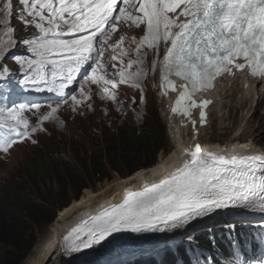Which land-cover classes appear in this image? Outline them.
<instances>
[{"label":"snow or ice","instance_id":"obj_1","mask_svg":"<svg viewBox=\"0 0 264 264\" xmlns=\"http://www.w3.org/2000/svg\"><path fill=\"white\" fill-rule=\"evenodd\" d=\"M178 8L176 16L169 15ZM0 17L6 37H0V85L14 75L3 61L14 49L22 48L24 54L10 58L17 64L23 87L63 96L79 84L82 99L70 95L73 110L90 98L85 92L88 84H99L113 101L116 93L107 85L115 89L118 83L132 82L141 87L139 81L146 72L118 68L113 63L117 57L109 53V49L116 52L125 39L121 35L110 43L120 24L143 26L139 41L133 38L138 54L143 45L158 50L165 44L161 86H174L171 75L186 82L173 113L180 110L188 115L186 102L193 94L213 87L216 77L233 69L247 68L252 77L264 80V0H15V5L13 0H0ZM13 18L19 22L18 29L10 26ZM33 27L38 34L17 37L18 30ZM133 63L143 61L138 55L127 67ZM211 103H201V125L206 123L204 109ZM38 108L39 102L0 106V115L11 120L0 125L10 131L8 136L0 133V147L7 151L17 139L29 135L22 113ZM58 108L59 104L51 108L50 115ZM184 156L183 164L158 182L129 190L120 202L82 218L62 238V254L95 251L123 234L172 232L220 209L243 208L264 215V154H218L202 150L197 143L185 149Z\"/></svg>","mask_w":264,"mask_h":264},{"label":"rangeland","instance_id":"obj_2","mask_svg":"<svg viewBox=\"0 0 264 264\" xmlns=\"http://www.w3.org/2000/svg\"><path fill=\"white\" fill-rule=\"evenodd\" d=\"M13 2L15 5V0H13ZM2 19L3 18L0 17V20ZM18 24L19 22L15 18H13L11 20L10 26L18 29ZM33 32L34 28L32 30V33ZM142 33L143 28H136L135 26L130 27L128 25H119L118 31L114 33V41L119 40V37L121 35L125 37V44L123 45L124 42H122V44L117 49V51H123V55L119 54L120 56H123L122 58L120 57V59L122 61L127 60L128 65L129 61H136L139 55V58L143 61V63L139 65L138 63H133L134 65L132 64L130 68H139V70L143 69L146 72V75L140 78L139 83L141 87H122V98L123 103L126 104V110H123V112L121 113V111H118L117 108H115L111 104V102L104 99L101 96L96 84L86 85V93L90 98L84 99L83 104L78 106L77 110H73L72 101L69 97L67 99V103L59 104V108L57 109V111L54 114L50 115L51 108L56 107L57 104H52L51 107L47 105V107L44 108L46 102L36 97L31 98L34 103H40V108L37 109L40 111L38 112V116H41L42 120H46L45 117L52 120L46 122L44 126H41L40 124L37 125V133L35 134L34 139L30 141L23 140L19 143L15 142L11 145L10 148H8L7 151H5L3 147H0V180L3 181L8 178H17L21 184L27 185L29 192L34 196H37L39 198H46L50 203H54L58 212V217V215L65 207L77 200L75 193L71 190L69 194V201H67V203H64L63 205L61 201L62 199L57 197L56 195L58 190L56 181H39L37 182V184L33 183V185H30L31 181L28 177L29 172H32L36 176L35 181L39 179V174L33 166L34 162L36 161L37 163H39L44 156L53 157L55 155L62 159L66 153L70 154L71 149L80 150L81 155L90 153L93 146L97 144V139L105 131H113V127H120L122 124H124V117L126 118L127 116H132L133 118H131L135 120L136 126L139 128H142L147 122L155 123L156 127L160 129V138L162 139V142L164 144V147L158 154L156 162H158L163 157H170V155L173 153L174 145L169 132V125L166 120V116H164L165 113L162 112L163 107L160 101V92L158 87L160 80L159 62L162 56V50H156L148 48L146 46H142L140 53L138 54L136 51V43L133 42V38H136V41H139ZM29 34V29L24 32H20L18 30L16 33L17 37ZM0 37L6 39V37H4L3 26H0ZM126 40H128V42ZM121 51H119V53H121ZM13 54H24V50L22 48H16L13 53L10 54V57ZM10 57L5 59L3 63L7 67H9L14 75L9 76L7 81H5L3 85L14 90L16 94L20 93L21 95L19 94V97L21 99H25L26 96H24L23 94L27 92L26 87L23 88V85L20 83L22 76L17 68L16 62ZM153 61L156 62L155 68H153ZM240 82L243 83L244 81L240 80ZM239 87L241 88L238 83L237 85L231 87V102L230 99H228L227 102H224L226 105H228L227 108H224L219 114L216 107L213 109L211 123L206 128V134L202 139L206 142L208 139H211V137H213L215 141H211V144L209 145L206 144L205 147L202 148V150L204 148L205 151H207L208 149L218 148V145H224L223 143L225 141H233L235 139H238L239 137L241 141H246L249 138H254L259 148L262 146L264 147V95L259 99V95L257 96L258 98L256 97V95H253V90L250 93L241 92L240 96H243L245 98L241 99L237 103L238 97L240 98V96H238L240 90ZM261 87L263 93L264 85L262 84ZM245 89H247V86H245ZM142 93L144 96L143 102L141 101ZM77 98L81 99L82 97L80 96V94H77ZM6 100L7 101L5 103V106L11 107L12 105H14L12 103L11 92L7 93ZM88 105H91V107H89ZM26 115L31 116L32 112L28 111ZM57 115H60V117L54 118V116ZM221 116H223V118ZM1 117L2 115H0V119ZM262 151L264 152V149ZM64 152L66 153L64 154ZM154 164L152 165L154 166ZM152 165L146 168H142V170H140L139 172L134 173L131 176L127 175L126 177L119 175L115 171H111L110 178H106L104 181L95 182L89 187V190L91 191L89 194L85 193V190L83 189L84 191H82L83 194L80 199L86 195L93 194L94 192L99 190V186L101 184L110 182L114 179L129 178L132 176H136V174H140L144 171V173L147 175L148 171L153 167ZM139 178L141 180L142 176L140 175ZM64 199H66V197H64ZM218 220H215L213 224H217V222H219ZM51 225L52 224L40 231L37 230L38 241L36 245L40 241L45 239V237L49 233ZM209 227V225L207 227H201L199 228V230L208 229ZM130 236L135 245V254L129 255L128 257H140V255L142 254H147L148 256L149 254H155L158 250L164 247L160 246V244L164 243L165 241H158L156 243V238L151 243L150 241L141 239L139 234L131 233ZM191 236L192 234L188 235L187 237ZM183 240H187V238H184ZM118 244H120V242ZM112 248V250L116 249V247ZM122 250L123 246L116 250L115 255H109L108 260L93 258L91 256L92 254H94L92 253L93 250H89L90 252L88 251V253H86L87 255L81 254L80 257H83V255H89V264H117L120 261H125L122 260ZM126 253L129 254V252ZM79 254L80 253L76 254L77 256L70 260L79 258ZM145 257H140V259H144ZM92 258L94 259L93 261ZM88 263L82 262L81 264Z\"/></svg>","mask_w":264,"mask_h":264},{"label":"trees","instance_id":"obj_3","mask_svg":"<svg viewBox=\"0 0 264 264\" xmlns=\"http://www.w3.org/2000/svg\"><path fill=\"white\" fill-rule=\"evenodd\" d=\"M131 117L127 116L124 124L113 127V131H105L90 153L81 155L80 150L71 149L62 159L54 155L35 161L39 179L35 181L36 176L29 172L30 185L56 181V195L64 205L71 190L78 200L82 191L91 192L93 183L110 178L111 171L126 177L154 164L164 147L160 129L153 122L139 128ZM56 217L55 204L34 196L17 178L0 180V264H21L38 241L37 230L52 224ZM197 239L207 243L203 236Z\"/></svg>","mask_w":264,"mask_h":264},{"label":"bare ground","instance_id":"obj_4","mask_svg":"<svg viewBox=\"0 0 264 264\" xmlns=\"http://www.w3.org/2000/svg\"><path fill=\"white\" fill-rule=\"evenodd\" d=\"M178 13L179 11H176V13H169V15L176 16ZM179 19L183 20L184 17L181 16L179 17ZM126 41L128 42V40ZM124 44L125 42L123 43V45ZM159 63L161 67L162 61ZM246 70L247 68L244 69L243 71H246ZM230 76H232L233 78L230 77V79H227V80L221 79L216 89L214 88L208 89L210 91L208 94L207 93L204 94L203 92L202 97L197 95L194 98H192V104L200 102L202 100L212 101V103L209 104L204 109L206 110V113H207L206 123L204 125H201L200 123V114L195 113L194 116L189 117L183 114L181 111H177L176 113H173L171 109L173 107H176L175 98L169 96L168 93L164 89H162V87L159 86L160 101L163 107L162 112L165 113L164 116H166V120L169 125L168 126L169 132L172 137L173 145H174L173 153L170 155V157L161 158L148 171L147 175L144 173L145 172L144 171V172H141L140 174H136V176H132L129 178H123V179L117 178L110 182L101 184L99 186L98 191L94 192L91 195H86L82 197L81 199L76 200L70 205H68L67 207H65L62 210V212L58 215L56 220L52 223L49 233L47 234L45 239L40 241L33 248V251L25 258V260L21 264H81L82 262L88 263L89 255L88 256L83 255V257H80V256L81 254L88 253L89 250H85L83 253H80L78 255L79 258L70 260L74 258L75 256H77L76 254L78 253L72 254L71 256H65L62 254V251L60 248V245L62 243V238L65 235H67L68 231H70V229L74 227L76 223H78L82 218H86L88 215L95 214L103 206H107L110 203L120 202L127 191L139 190L145 185H150L151 183L158 182L159 179L163 178L166 174H168L169 172L173 171L176 167H179L183 164L184 159H185V156H184L185 149L194 148L195 144L197 143H199L202 146L206 144L209 145L211 144L210 143L211 141H215L213 137H211V139H214V140L208 139L206 142L203 141L202 138L206 134L205 133L206 128L211 123L213 109L216 107L218 110L217 112L219 114L220 112H222L224 108L228 107V105H226L224 102H227V100L230 99V93L232 90L231 88L232 86L237 85V83L239 86H241V88L239 87L240 90H239L238 96H240L241 92L250 93L253 90L254 91L253 95H256V97L259 95V99L263 97L261 86L262 84L264 85V80H260L259 78L258 79L251 78L247 81V84H244V82L243 83L240 82V80L237 77H234L237 75H230ZM245 86H247V89H245ZM244 98L245 97L243 96H240V98L238 97L237 103L241 99H244ZM230 102H231V99H230ZM199 109H201V107H199ZM221 117L223 118V116ZM193 121H195L196 123L195 125H193ZM240 141L241 140L239 137L238 139H235L232 142H240ZM241 143H244L247 146H251L254 143L257 144L254 138H249L246 141H242ZM218 147L224 150L226 153L231 154L230 148H229L230 146L228 144H224L221 146L218 145ZM263 149H264L263 146L259 148V150H263ZM213 153H218V152L215 151ZM140 175L142 176L141 180L139 178ZM220 210H217L216 212L210 215L204 216L202 220L203 221H208V220L215 221V219L220 220L221 217L224 218V216L219 215ZM214 221H212V223H214ZM145 236L149 237L151 241H153L155 240V238L160 236V233L159 232H148L145 234ZM125 240H126V237H122L119 240L113 241L111 244L106 245L102 248L97 247V250L93 251L92 253L94 254H92L91 256L93 258H101V259L108 260L109 255H115L116 250L122 247ZM119 242L120 244H118ZM112 247H116V249L112 250L113 249ZM100 252H103V253H100ZM93 258H92V261L94 260ZM191 258L192 257H187V259L185 260H191Z\"/></svg>","mask_w":264,"mask_h":264},{"label":"clouds","instance_id":"obj_5","mask_svg":"<svg viewBox=\"0 0 264 264\" xmlns=\"http://www.w3.org/2000/svg\"><path fill=\"white\" fill-rule=\"evenodd\" d=\"M121 25V24H120ZM125 25V24H124ZM124 25H122V26H124ZM119 26V25H118ZM129 26V25H128ZM141 28H143V26H141ZM114 35V34H113ZM143 35V33L141 34V36ZM140 36V37H141ZM114 37H115V35H114ZM163 46H164V43L162 42L161 44H160V46H159V49L158 50H162V56H161V59H160V62L162 61V59H163V55H164V48H163ZM15 50V49H14ZM13 50V51H14ZM120 53H119V51H116V57H117V59L115 60V61H113V63H115L116 65H117V67H120V66H123V65H127V60L126 61H122L121 59H120V57L122 58L123 56H120L119 55ZM159 67H160V64H159ZM139 70V68H136V69H131V68H128L127 69V71L126 72H136V71H138ZM160 75H161V71H160ZM160 78H161V76H160ZM232 78V77H231ZM228 79H230V78H228ZM240 80V79H239ZM160 81V80H159ZM140 82V81H139ZM160 83V82H159ZM245 84V83H244ZM97 85V87H98V89H99V92H100V94H101V96L104 98V99H106L107 101H109V102H111V104L115 107V108H117V110L118 111H121V113L123 112V110H126V104L125 103H123V98H122V92H121V89H122V87H135L134 85H133V83L132 82H125V83H118L117 84V87L115 88V89H112V86L111 85H107L106 87L109 89V91H115V93H116V100L115 101H113V100H110V99H107L106 98V94H105V91H104V88H102L99 84H96ZM4 90L3 91H0V106H5V103H6V96H7V93L8 92H11V94H12V98L13 99H17V101H18V103H27V104H31V103H34L32 100H31V98H33V97H36V98H39V99H41L42 101H44V102H46V104L44 105L45 107L44 108H46L47 107V105H52V104H61V103H63L62 101H59V100H54V101H47L48 100V98L50 97V96H52V97H59L55 92H51V93H49V92H38V91H34V90H29V89H27L26 88V90H27V92H25L23 95L24 96H26V98L25 99H21L20 97H19V94H16L15 92H14V90H12V89H10L9 87H7V86H5V85H0ZM41 87H44V85H40ZM86 87V86H85ZM159 87V86H158ZM24 88V87H23ZM22 88V89H23ZM1 89V88H0ZM85 92H86V89H85ZM72 93H74V94H80V92H79V84H75V85H73L72 86V88L70 89V90H66V92H65V94L63 95V97H66L65 99H68L69 97H70V95L72 94ZM172 97V96H171ZM82 99V98H81ZM84 100V99H83ZM44 108H42V109H44ZM41 109V110H42ZM29 112H32V115L31 116H27L26 115V117H25V120H27V122H28V132H29V135L28 136H26V137H24V138H22V139H17L16 140V143H19V142H21V141H25V140H28V141H30V140H32V139H34V136H35V134L37 133V131L33 134V135H31L32 133H31V131H32V129L33 128H35L36 129V127H37V125L38 124H42V126H44V124L46 123V122H49L50 120H52V119H50V118H48V119H46V120H42V117L41 116H38V112H40L39 110H37V109H31V111H29ZM128 113V112H127ZM58 117H60V115H57V116H54V118H58ZM53 118V117H52ZM121 119H122V117H121ZM124 119H126L125 117H124ZM11 123V120H10V118H8V117H5V116H3L2 115V117H1V119H0V125H7V124H10ZM0 133H2V134H4L5 136H8V135H10V131H9V128L7 127V126H0ZM226 142H231L232 143V141H230V140H227V141H225L223 144H225ZM242 142V141H241ZM255 144V143H254ZM257 145V144H256ZM203 146H205V145H203ZM202 147V146H201ZM10 148V147H9ZM259 148V147H258ZM77 199V198H76ZM57 214H58V212H57ZM122 237H126V240H125V242L123 243V254H122V260L125 258V257H128V253H126V252H129V254L131 253V251H130V249L132 248V247H134V242H133V240H132V238H131V236H130V234H123L122 236H121V238ZM141 238H144V240H146V241H150L151 243H152V241H151V239H149V238H147V236H142ZM122 261H120V262H118L117 264H120Z\"/></svg>","mask_w":264,"mask_h":264}]
</instances>
